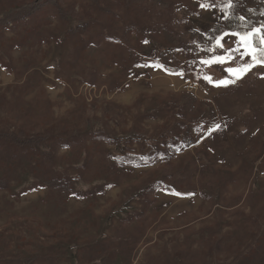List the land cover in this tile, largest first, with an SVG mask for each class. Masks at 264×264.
Masks as SVG:
<instances>
[{
	"label": "rangeland",
	"instance_id": "obj_1",
	"mask_svg": "<svg viewBox=\"0 0 264 264\" xmlns=\"http://www.w3.org/2000/svg\"><path fill=\"white\" fill-rule=\"evenodd\" d=\"M199 3L56 0L0 25V264H264V68L203 79L240 61L198 63L227 23Z\"/></svg>",
	"mask_w": 264,
	"mask_h": 264
},
{
	"label": "snow or ice",
	"instance_id": "obj_2",
	"mask_svg": "<svg viewBox=\"0 0 264 264\" xmlns=\"http://www.w3.org/2000/svg\"><path fill=\"white\" fill-rule=\"evenodd\" d=\"M220 0H200L199 7L205 11H211L216 9L217 3ZM236 6V0H223L221 6L217 9L224 13L222 19L231 22V16L229 13ZM264 15V14H262ZM237 19L241 22L242 26H246L247 18L245 16H239ZM213 35L208 37L209 43L213 44V47L209 48L208 52H214L220 50L223 54L210 57L207 60L200 59L198 63L211 66L214 63H236L240 61L236 67H227L224 69L229 76L220 79L213 80L209 75H205L202 78L209 83H213L215 86H228L234 84L237 80L243 79L245 75L251 72L255 68H264V22L259 25L246 28L244 31H225L217 28L213 30ZM226 37L235 38L234 47L225 48L228 43ZM147 43V41H145ZM166 70V69H165ZM167 71V70H166ZM171 74V73H170ZM180 75H183L181 72ZM230 77V78H229ZM219 125L216 126L218 128Z\"/></svg>",
	"mask_w": 264,
	"mask_h": 264
},
{
	"label": "trees",
	"instance_id": "obj_3",
	"mask_svg": "<svg viewBox=\"0 0 264 264\" xmlns=\"http://www.w3.org/2000/svg\"><path fill=\"white\" fill-rule=\"evenodd\" d=\"M55 4L56 0H32L29 3L25 4L22 6L20 10L11 12V13H6L2 19H0V25L2 24H8L13 22L14 20L25 17H30L35 11H37L43 4ZM240 5L241 8L239 10V15L245 16L247 18L246 21V26H242L241 22L234 17H231V22L227 23L223 26H216L214 27L210 32L209 35H213V30L220 28L225 31H244L246 28H251L252 26L259 25L261 22H264V6L260 7L259 5L255 4L253 5H248L245 3L243 0H240ZM20 16V17H19ZM20 18V19H21ZM16 142V140H14ZM16 144L22 145L23 142L21 139H19V142Z\"/></svg>",
	"mask_w": 264,
	"mask_h": 264
}]
</instances>
